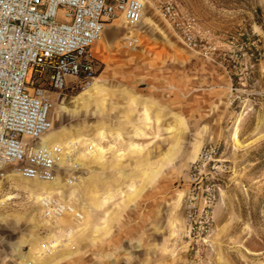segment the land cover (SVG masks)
<instances>
[{
	"label": "rangeland",
	"instance_id": "1",
	"mask_svg": "<svg viewBox=\"0 0 264 264\" xmlns=\"http://www.w3.org/2000/svg\"><path fill=\"white\" fill-rule=\"evenodd\" d=\"M178 2L197 16L210 54L185 47L147 5L136 27L107 24L117 35L94 46L90 86L59 94L44 85L52 128L35 144L81 141L82 169L59 167L52 182L0 178V264H186L187 179L212 142L221 148L205 183L211 232L196 260L264 264V0ZM126 35L138 41L129 46ZM74 80L65 76L66 86ZM70 173L79 179L68 183ZM44 193L83 219L46 220ZM53 239L52 254L42 253Z\"/></svg>",
	"mask_w": 264,
	"mask_h": 264
},
{
	"label": "built area",
	"instance_id": "2",
	"mask_svg": "<svg viewBox=\"0 0 264 264\" xmlns=\"http://www.w3.org/2000/svg\"><path fill=\"white\" fill-rule=\"evenodd\" d=\"M147 5L162 15L185 47L211 53V46L198 35L197 16L178 0H0V178L16 174L30 181L52 182L59 167L82 169L76 161L81 141L35 144L52 128L53 104L44 85L59 94L71 87L90 86L98 72L92 48L105 36L107 24L123 17L136 27ZM59 9L64 20L58 19ZM126 40L129 46L138 41L133 35H126ZM67 75L75 77L70 86H66ZM89 145L93 150L94 145ZM220 148L217 142L206 144L190 168L184 199L191 251L186 264H198V246L211 232L212 198L205 195L210 189L205 183ZM63 158H67L64 164ZM77 179L75 173L67 181ZM38 203L43 218L53 223L67 214L79 221L84 217L54 194H42ZM57 246L47 240L41 247L51 253Z\"/></svg>",
	"mask_w": 264,
	"mask_h": 264
},
{
	"label": "water",
	"instance_id": "3",
	"mask_svg": "<svg viewBox=\"0 0 264 264\" xmlns=\"http://www.w3.org/2000/svg\"><path fill=\"white\" fill-rule=\"evenodd\" d=\"M117 35V30L113 28H105V36L108 42H112Z\"/></svg>",
	"mask_w": 264,
	"mask_h": 264
},
{
	"label": "bare ground",
	"instance_id": "4",
	"mask_svg": "<svg viewBox=\"0 0 264 264\" xmlns=\"http://www.w3.org/2000/svg\"><path fill=\"white\" fill-rule=\"evenodd\" d=\"M120 18H123V17H120ZM123 19H124V18H123ZM95 45H96V44H95ZM95 45H94V46H95ZM94 46H93V48H92V50H93V54H94L96 57H98L97 54L94 53ZM98 58H99V57H98ZM44 136H46V134H45ZM44 136H43V137H44ZM43 137H42V138H43ZM48 142H50V141H48ZM48 142H46V143H48ZM46 143H45V144H46ZM55 179H56V178H55ZM55 179H54V180H55ZM25 180H27V179H25ZM28 181H30V180H28ZM35 182H38V181H35ZM17 196H18V193H17V194H10L9 196H7L6 199H13V198H16ZM62 217H64V216H61V217H59V218H57V219H60V218H62ZM53 240H54L55 245H56L57 243H56L55 239H53ZM53 240H51V241H53ZM57 245H58V244H57ZM53 251H54V249L52 250V252H53ZM52 252H51L50 254H52ZM42 253H44V252L42 251ZM44 254H48V253H44Z\"/></svg>",
	"mask_w": 264,
	"mask_h": 264
}]
</instances>
